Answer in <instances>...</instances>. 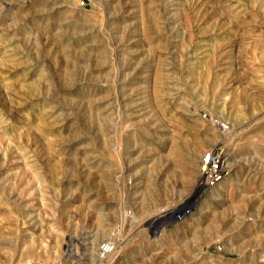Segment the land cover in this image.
Masks as SVG:
<instances>
[{
  "label": "rangeland",
  "instance_id": "rangeland-1",
  "mask_svg": "<svg viewBox=\"0 0 264 264\" xmlns=\"http://www.w3.org/2000/svg\"><path fill=\"white\" fill-rule=\"evenodd\" d=\"M0 264H264V0H0Z\"/></svg>",
  "mask_w": 264,
  "mask_h": 264
},
{
  "label": "built area",
  "instance_id": "built-area-1",
  "mask_svg": "<svg viewBox=\"0 0 264 264\" xmlns=\"http://www.w3.org/2000/svg\"><path fill=\"white\" fill-rule=\"evenodd\" d=\"M221 160L217 153L207 151L203 153L199 159V171L205 176L206 180L214 183L221 179ZM114 245L111 241L107 240L101 243L99 247V256L105 257L112 252Z\"/></svg>",
  "mask_w": 264,
  "mask_h": 264
},
{
  "label": "bare ground",
  "instance_id": "bare-ground-1",
  "mask_svg": "<svg viewBox=\"0 0 264 264\" xmlns=\"http://www.w3.org/2000/svg\"><path fill=\"white\" fill-rule=\"evenodd\" d=\"M167 214L168 213L166 212V210L162 211L160 214L156 215V218H154L153 222H155L156 220H159L160 218L162 219L160 222H163L165 220Z\"/></svg>",
  "mask_w": 264,
  "mask_h": 264
}]
</instances>
